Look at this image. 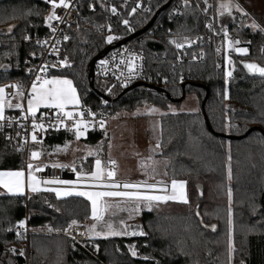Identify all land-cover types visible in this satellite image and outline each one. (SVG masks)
I'll return each mask as SVG.
<instances>
[{
  "label": "trees",
  "instance_id": "trees-1",
  "mask_svg": "<svg viewBox=\"0 0 264 264\" xmlns=\"http://www.w3.org/2000/svg\"><path fill=\"white\" fill-rule=\"evenodd\" d=\"M107 1L109 3H105ZM169 1L81 0L77 19L67 29L69 39L59 56L61 60L66 58L69 66L53 71L51 77L73 81L81 108H102L107 101L99 93L111 101L112 87L98 73L94 87L90 86V62L108 46L146 27ZM220 2L208 0L212 7H207L204 0H188L187 6L185 0H174L147 33L125 44L145 53L148 74L153 78L145 84L162 88L166 93L137 87L119 98L122 90L109 108L113 115L134 112L146 104L167 111L187 96L198 97V112L166 114L161 118L160 150L161 156L169 161L167 177L187 182L189 203H157L150 211L143 212L146 238L115 236L77 245L69 238L43 232L64 230L73 220L83 224L91 219V202L87 198L75 195L57 198L55 193L40 191L33 193L26 203L22 196L0 194V264H26L11 251L26 242L29 264H264V123L260 122L264 119V78H251L241 67L244 62L264 67V33L249 27L248 17L240 12H236L235 19H227V25L220 24L217 11ZM138 3L141 5L137 9ZM112 7L116 8V14L111 12ZM132 9L136 11L133 13ZM175 10L178 15H173ZM29 11L33 15L26 16ZM48 11L49 6L43 0L0 3V86L29 81L24 65L33 53L38 56L41 52L35 38L47 34ZM242 17L243 20L238 21ZM125 19L129 21L127 26L122 23ZM256 19V23L264 27V16ZM209 23L214 26L211 30ZM9 28L11 33L7 32ZM213 29L236 36L240 44L249 49V55L227 52V39L215 35ZM108 35L118 38L108 43ZM25 36L30 39L25 40ZM173 37L185 43L184 50L190 40L196 42L186 49L187 57L177 53L170 43ZM229 55L236 69L225 98ZM207 91L209 96L203 111ZM167 95L177 102H172ZM205 114L213 132L207 128ZM229 123L232 127L226 128ZM253 127L263 132H255L243 140L221 136L241 137ZM86 134L85 141L91 145L107 137L101 132ZM75 139V133L49 132L41 143L45 151H50ZM93 165L94 158L78 160L74 169L77 174H89ZM229 167L231 179L228 178ZM24 169V156L0 136V171ZM198 185L204 189L202 200ZM199 204L203 222L212 225V229L201 224L196 214ZM20 221H27L30 231L34 232L28 238L22 229L19 231L23 238L16 236V225ZM8 228L13 231H6ZM232 229L236 245L233 259L229 249ZM132 244L136 245L139 258L130 256L128 248Z\"/></svg>",
  "mask_w": 264,
  "mask_h": 264
},
{
  "label": "snow or ice",
  "instance_id": "snow-or-ice-1",
  "mask_svg": "<svg viewBox=\"0 0 264 264\" xmlns=\"http://www.w3.org/2000/svg\"><path fill=\"white\" fill-rule=\"evenodd\" d=\"M188 0H185V6H187ZM44 3L50 5L51 11L49 14L45 17L46 25L47 27L51 28L53 32H55V28L53 27V21H59L61 23L64 22L63 18L59 16L56 12V9L63 8V9H71L72 4L71 0H44ZM204 3L207 7H212V5L208 4V0H204ZM103 7V5H101ZM233 9L235 11L242 13L244 16H247L248 13L244 11V9L241 7L239 3H235L234 0H221L218 6V13L220 16H224L225 13H227L229 16H231ZM95 8L93 7V11ZM136 9H132V12L134 13ZM111 12L113 14L117 13V10L115 7L111 8ZM39 14V13H36ZM26 16L33 15L32 11H29L25 14ZM235 19V17H232ZM122 23L127 26L129 24V21L127 19L123 20ZM209 29L211 30L212 24L209 23L207 25ZM252 29H259L260 32L264 33V27H261L258 23H256L255 20H253L252 24L249 25ZM223 30V29H222ZM12 29H7L8 33H11ZM108 31L111 32V26H108ZM225 37L228 36L227 31H224ZM118 37L113 35L107 36V42L112 43L113 40L117 39ZM24 39H30V37L25 36ZM68 36H64V40H68ZM186 39V38H185ZM39 43V41H38ZM44 43H47L45 41ZM59 43V41H57ZM170 43L174 44L176 48L182 49L185 47V43H179L176 40L170 41ZM233 41L229 40V45ZM234 43L239 44L240 41L237 40ZM188 46H191L190 43H188ZM53 51H57V49L53 48ZM219 51V50H218ZM239 53H247V48H238L236 49ZM35 55L34 53L32 54ZM58 63L61 66H69L67 59L65 58L62 61H58ZM102 64H107V61H101ZM231 63V61H229ZM55 66V65H53ZM3 67L7 68V65H4ZM245 67L253 73H258L261 77H264V67H258L254 63H248L245 64ZM49 65L44 64L40 66L37 69L38 73H43L44 75L37 74L35 76L34 81L31 84V89L27 97H25V94L23 91L19 90L18 85H8L7 87L15 88L16 91L13 94H10L12 96V99H17L18 102L16 104L12 103L11 99H6V90L5 87H0V121H3L5 119V108H15L19 109L22 112L26 111L28 114L32 117V124L31 127L33 129V134L31 135V140L36 143H40L41 141H38L37 136L35 135L36 129L45 130V125L43 123L37 124L36 123V114L40 108L45 109H52L55 110L54 115L56 117V123L62 124L65 120H73L74 116H79V120H73L74 127H75V136L77 139H79L81 136L84 135V131H86L88 124L85 123L83 117L85 116V111H79V112H73V111H66V109L69 106H72L73 108H79L81 106V100L78 95L76 87L73 85L72 80L67 78H58V77H52L47 78V71H48ZM128 72L133 73L135 71L134 65L131 61L127 64ZM32 70L29 69V72ZM228 76H231L232 73L228 72ZM227 98V96L225 97ZM27 99V107L25 109L24 104L22 101ZM157 109H151L149 114L152 112H156ZM88 115L93 116L94 114L88 111ZM25 119L28 117L25 116ZM261 123H264V119L260 121ZM100 127H104V121L101 120ZM55 125L50 124L49 127H54ZM23 127V125H21ZM232 125L229 123L226 125V128H231ZM3 128V125L0 124V129ZM11 139V137H9ZM67 147V145L65 146ZM157 148L160 147V144L158 143L156 145ZM40 153L33 151L31 153L32 159H37L39 157ZM229 161L231 160V157H228ZM111 164H115V161H110ZM144 166L143 163L141 165ZM60 167H64L63 165H60ZM34 166L29 163L27 165V187L30 188L32 192H40V191H51L55 192V195L57 198H60L62 196H79V197H85L91 202V219L95 221L96 223L88 229V232L92 238L94 237H101L107 238L108 236H122L126 235V231H117L114 229L113 225L111 223L104 222V213L112 207H119V205H113L107 201L106 198H120L121 200L125 201H134L137 204V208L141 204H144L148 207L149 211L152 209L153 202L156 203H167L168 201H175V202H181L184 204H188L189 201L187 199V195L185 192V186L186 181H177L173 179L171 181V186L169 189V186L165 184L162 181H158L156 184H149L146 181L139 182V183H120L116 182L113 177L115 176V172L112 170L107 171L105 178V172L101 168V161L99 159H96L95 161V171L92 173H84V174H78L76 178V183H80L82 180L89 186L95 189L100 190H93V191H60L54 188H40V181L37 180L36 176L33 174ZM35 171H41L42 169L40 166H35ZM75 171V169H73ZM228 178L231 179V168L228 169ZM45 184H72L73 181L68 180H45L43 181ZM0 187H3L7 189L9 193L13 194H20L22 195L24 193L25 187H26V173L24 170H17V171H0ZM145 190H156L161 193L165 194H159V195H153V194H147V192H142L140 189ZM119 189H135L136 191H121ZM170 194H167L169 193ZM229 198H231V190H229ZM230 211V210H229ZM198 215V213H197ZM104 222L103 226L107 229L106 232L97 231V225ZM77 221L73 220L72 225H75ZM71 227V226H70ZM17 231L16 236L17 238H23L21 231L19 229H25L26 230V223L25 221H20L16 225ZM6 231H13L12 228L6 229ZM83 235V233H81ZM131 235H144L142 231H133ZM230 250H234L230 247ZM11 251L15 254L16 250L11 249ZM130 251L132 256H136L137 253L134 250V247H130ZM19 255L23 256L24 252L20 251ZM145 259H148L145 257Z\"/></svg>",
  "mask_w": 264,
  "mask_h": 264
},
{
  "label": "rangeland",
  "instance_id": "rangeland-1",
  "mask_svg": "<svg viewBox=\"0 0 264 264\" xmlns=\"http://www.w3.org/2000/svg\"><path fill=\"white\" fill-rule=\"evenodd\" d=\"M44 1V0H43ZM109 3V1L105 2ZM112 5V4H111ZM141 3L136 5L138 9ZM245 6V11L248 16L256 18V16H264V0H247L243 3ZM234 10L232 14H234ZM225 19L224 21H226ZM255 20V19H254ZM257 22V19H256ZM26 40V39H25ZM238 39H236L237 41ZM1 45V42H0ZM227 52L234 53L238 56H248L249 49L243 45L239 44H226ZM238 48H247V53H239L236 51ZM231 61V63H229ZM227 71L225 76V81L227 89L225 91L226 96L228 95V86L230 80L233 78V73L236 69V64L230 57L226 60ZM231 72L232 75L228 76L227 73ZM151 109H157L156 112L149 114ZM200 110V104L198 97L195 95L187 96V98L180 104H174L169 107L167 111L160 108L154 107L151 104H146L145 106L135 110L134 112L122 111L114 113L112 119L110 120L109 133L108 136L99 141L96 145H91L85 140L87 139V134L84 133L82 139H75L71 141H66L63 145H58L52 148L50 151H45V148L41 144H34L32 146V152H39L40 155L37 159H32L31 161H50V162H64L67 164H74L79 158H84V160L89 158H94L93 171H95V161L99 159L101 161V168L105 172V178L107 179L106 173L108 171L110 161H115L116 171L114 180L118 178L120 180H126L128 182H143L147 183H157L162 181L171 186V179L167 177V167L169 161L161 156L160 147L157 148L156 145L161 142V118L166 114H179V113H193ZM79 111V109H75ZM67 145V147H65ZM37 147H41L40 150ZM31 152V153H32ZM45 154V157H44ZM143 163V167L141 166ZM74 168V166H73ZM91 172V173H92ZM84 174V173H78ZM90 174V173H89ZM131 182V183H132ZM79 184H86L83 180ZM28 197L30 198L33 194L27 190ZM185 192L187 195V190L185 186ZM3 190L0 189V194H4ZM24 197V194L22 195ZM66 197V196H62ZM28 198V199H29ZM25 199V198H24ZM107 201L113 205H119V207L109 208L104 213V222L111 223L117 231H126V235L118 236L124 238H146L148 237L147 232L144 230V225L142 222V214L145 211H149L148 207L141 204L137 208V204L134 201H125L120 198H106ZM188 199V196H187ZM26 202V199H25ZM27 203V202H26ZM157 204L156 202H153ZM160 204V203H159ZM232 205V203H230ZM152 206V207H153ZM104 222L97 225V231L106 232L107 229L103 226ZM27 223V221L25 222ZM96 222L89 219L87 222L83 223L87 230L91 228ZM232 223V217H231ZM76 224H80L77 222ZM72 225V224H71ZM133 231H142L144 235H131ZM44 234L46 232H43ZM89 240H99V239H109L115 236H108L107 238L94 237L92 238L88 232ZM130 247H134L137 255L132 256ZM230 247L234 250H230V256L233 259L236 252V245L233 239V229L231 230V239L229 242ZM128 252L132 258H139V251L135 244H132L128 248ZM244 264V263H242Z\"/></svg>",
  "mask_w": 264,
  "mask_h": 264
},
{
  "label": "built area",
  "instance_id": "built-area-1",
  "mask_svg": "<svg viewBox=\"0 0 264 264\" xmlns=\"http://www.w3.org/2000/svg\"><path fill=\"white\" fill-rule=\"evenodd\" d=\"M81 0H71L72 8L71 9H63L58 8L56 9V12L59 16H61L64 20L63 23L59 21H53V27L56 29L55 32L52 31L51 28L47 27L46 21L45 25L48 29V34L45 36H37L35 38V41L38 43L41 47V52L38 56H32L31 59L27 60L24 69L27 71L29 81L27 84H7L5 86L6 95L7 98H12L10 94L15 93L16 89L12 87H7L8 85H19L20 91H23L25 94V97L28 96L31 84L35 79V76L37 74L44 75L43 73H38L37 69L47 64L49 65L48 71H47V78H49L53 71H57L62 69L64 66H61L58 61H62L59 58V54L61 49L64 46V43L66 40H64V36H67V29L76 21L78 12L77 8L79 7V2ZM84 1H91V0H84ZM106 1V0H105ZM50 6V5H49ZM51 11V8L49 12ZM177 12H175L173 15H176ZM49 14V13H48ZM47 14V15H48ZM214 26L212 25V28ZM158 29V28H157ZM215 32V35H224V31H221L218 33L217 29H213ZM228 36L231 40H234V37H230L229 31H227ZM175 40V38L173 39ZM47 41V43H44ZM59 41V43H57ZM196 42L191 41V46L194 45ZM175 47L177 53L180 55L183 53L184 57H187V47L185 50L178 49ZM53 48L57 49V51H53ZM196 61H200L199 57H194ZM181 60V59H180ZM102 61H107V64H102L100 62L98 66V72L99 76L107 81H109L112 84V92L111 96L112 99L116 97L118 92L121 89L130 87L131 85L138 83V82H144V81H152L153 78L148 74L147 69V60L145 53L143 51H140L136 48H134L132 45H125L120 48H117L113 52H111L108 56H106ZM131 61L134 65L135 71L133 73L128 72L127 64ZM55 65V66H53ZM29 69L32 71L29 72ZM164 82V81H163ZM26 100V99H25ZM109 104H107L104 109L102 110H91V109H80L79 111H85V116L83 117L85 123L88 124V127L86 129L87 132L89 130L93 131H105L107 132L108 126L110 123V120L112 118V113L110 110H108ZM107 109V110H106ZM90 110L91 113L94 114L93 116L88 115V111ZM75 111V112H79ZM55 110L52 109H43L39 110L36 114V123L40 124L43 123L45 125V130L36 129L35 135L37 136L38 141L43 142L45 136L49 132H67V133H75V127L73 120H79V116H74L73 120H67L65 118L64 122L62 124L56 123V117L54 115ZM27 116L28 118L25 119L24 117ZM104 121V127H100V121ZM0 124L3 125V128L0 129V136H4L7 140L8 144L15 148L18 152H20L25 159V173L27 175V165L31 163L34 166H40L42 169L41 171H35L33 169V173L36 176L37 180H39L40 188H54L60 191H93V190H100L95 189L89 186H81L77 184H45L43 181L45 180H66L65 177L70 175L72 173V169L62 163H56V162H46V161H31V152H32V146L36 143L31 140V135L33 134V129L31 127L32 124V117L30 114H28L26 111H23L20 114H11L7 115L3 121H0ZM55 125L54 127H49V125ZM23 125V127H21ZM11 137V139H9ZM40 142V143H41ZM60 165H63L64 167H60ZM112 170L115 172L116 167L114 165H110L108 168V171ZM69 181V180H68ZM121 191H136L135 189H119ZM142 192H147V194H153V195H159V194H165L161 193L156 190H145L140 189ZM170 194V191L169 193ZM26 202L28 201V194L25 195ZM22 232H24L26 238L34 232H31L29 228L26 226V230L22 229ZM83 233V235H81ZM58 236H64L72 239L77 244H82L83 242L88 240V231L84 225L81 224H75L71 225V227H67L65 230H56L55 233H53ZM16 250L14 255H19L20 251L24 252V255L22 257L27 263L29 264V248H28V242H26L24 245L20 247L13 248Z\"/></svg>",
  "mask_w": 264,
  "mask_h": 264
},
{
  "label": "water",
  "instance_id": "water-1",
  "mask_svg": "<svg viewBox=\"0 0 264 264\" xmlns=\"http://www.w3.org/2000/svg\"><path fill=\"white\" fill-rule=\"evenodd\" d=\"M6 0H0V3L4 2ZM173 0H170L165 6H163L156 14L155 16L153 17V19L151 20V22L146 26L144 27L143 29H141L140 31L134 33L133 35H131L130 37L116 43L115 45H110L108 46L107 48H105L100 54H98L96 57H94L92 59V61L90 62V69H89V80H90V86L91 87H94V83H95V79H96V65L99 61H101L106 55H108L113 49H115L116 47H120L122 45H125L131 41H133L134 39L144 35L146 32L149 31V29L155 24L156 20L158 19V17L160 16V14L164 11H166L170 5L172 4ZM250 62H244L241 64V67L244 69L245 73L251 77V78H264V77H261L258 73H253V72H250L246 67H245V64H248ZM255 64V63H254ZM258 67H261L259 66L258 64H256ZM147 87L148 89L150 90H153V91H156V92H159V93H166L164 89L162 88H158V87H155V86H151V85H147L145 83H139V84H136V85H133L132 87H130L129 89H126L125 91H123L119 98L123 97L124 95H126L131 89L133 88H137V87ZM99 95H101L103 97V99L105 101H110L109 98H107L105 95H103L102 93H99ZM169 97V99L172 101V102H177V100H174L170 97V95H167ZM208 96H209V92L207 91V95H206V98L202 104V109L203 111L205 110V106H206V103H207V100H208ZM183 99V98H182ZM181 99V100H182ZM205 121H206V125H207V128L210 132H213V129L210 125V122L205 114ZM255 132H259V133H262L263 130L259 127H253L251 128L249 131H247V133H245L243 136L241 137H235V136H231V135H221L223 136L224 138L228 139V140H243L245 138H247L248 136H250L251 134L255 133ZM74 176H72L73 178ZM197 189H198V193H199V197L200 199L202 200L204 198V189H203V186L202 185H198L197 186ZM263 200H264V195H263ZM200 204L197 205V208H196V214L198 213V218L200 219V222L201 224L203 225L204 228L206 229H212L213 226L212 225H205V223L203 222L202 220V217L199 213V210H200Z\"/></svg>",
  "mask_w": 264,
  "mask_h": 264
},
{
  "label": "bare ground",
  "instance_id": "bare-ground-1",
  "mask_svg": "<svg viewBox=\"0 0 264 264\" xmlns=\"http://www.w3.org/2000/svg\"><path fill=\"white\" fill-rule=\"evenodd\" d=\"M173 1H174V0H173ZM48 6H49V5H48ZM77 9H78V8H77ZM49 10H50V6H49ZM77 12H78V10H77ZM175 12H177L176 15L179 14L178 10H175V11L173 12V14H174ZM48 13H49V11H48ZM48 13H47V14H48ZM46 16H47V15H46ZM77 16H78V15H77ZM76 19H77V18H76ZM156 21H157V20H156ZM155 23H156V22H155ZM153 26H154V25H153ZM153 26H152V27H153ZM45 27H46V25H45ZM152 27H151V28H152ZM46 28H47V27H46ZM151 28H150V29H151ZM150 29H149V30H150ZM146 33H147V32H146ZM47 34H48V29H47ZM47 34H46V35H47ZM44 36H45V35H44ZM224 37H225V36H224ZM230 37H234V40H231L229 37H225V38L228 39V40H231V41H233V42L236 41V39H237L236 36H231V35H230ZM174 38H175V40L177 41L176 37H173V38L171 39V41H172ZM191 41H194V40H190L189 43H190ZM35 42H36V41H35ZM36 43H37V42H36ZM129 43H130V42H129ZM37 44H38V43H37ZM64 44H65V43H64ZM127 44H128V43H127ZM171 44H172V43H171ZM38 45H39V44H38ZM172 45H173V44H172ZM39 46H40V45H39ZM122 46H125V45H122ZM122 46H120V47H122ZM187 46H188V45H187ZM192 46H193V45H192ZM120 47H116V49H117V48H120ZM173 47H174V46H173ZM174 48H175V47H174ZM187 48H188V47H187ZM187 48H186V49H187ZM116 49H113L111 52H113V51L116 50ZM60 52H61V51H60ZM111 52H110V53H111ZM110 53H109V54H110ZM109 54H108V55H109ZM108 55H106V56H108ZM59 56H60V54H59ZM106 56H105V57H106ZM200 56H202V55H200ZM105 57H104V58H105ZM194 57H195V56H194ZM196 57H198V56H196ZM104 58H103V59H104ZM103 59H102V60H103ZM194 59H195V58H194ZM60 60H61V59H60ZM102 60H101V61H102ZM101 61H99V62L97 63V65H96V73H98V75H99V72H98V66H99V64H100ZM49 78H51V76H50ZM100 78H101V77H100ZM102 79H103V78H102ZM28 80H29V78H28ZM104 80H105V79H104ZM106 81H107V80H106ZM108 82H109V81H108ZM146 82H151V81L138 82V83H135V84H133V85H136V84H139V83H146ZM27 83H28V82H27ZM27 83H26V84H27ZM109 83H110V82H109ZM13 84H17V83H13ZM24 85H25V84H24ZM110 85H111V87H112V84H111V83H110ZM133 85H131L130 87H132ZM18 86H19V85H18ZM130 87H127V88L129 89ZM143 87H145V86H143ZM127 88L121 89L120 91H122V90L125 91V89H127ZM146 88H147V87H146ZM133 89H134V88H133ZM19 90H20V89H19ZM120 91H119V92H120ZM152 91H153V90H152ZM119 92H118V94H119ZM118 94H117V95H118ZM117 95H116V97H117ZM6 97H7V95H6ZM116 97H115V98H116ZM110 98H111V101H110V102H108V101L105 102V103L102 105V108H100V109H98V110H102V109H104V107H105L107 104H109V106H108V110H110L109 108L112 106V103H113V101H114V98L112 99V96H110ZM8 99H10V98H8ZM24 101H25V103H26L27 99L24 100ZM25 109H26V106H25ZM80 109H82V108H79V110H80ZM106 110H107V109H106ZM110 111H111V110H110ZM74 112H75V111H74ZM111 113H112V117H113V112L111 111ZM9 115H10V114H9ZM111 119H112V118H111ZM110 124H111V123H109V125H110ZM90 131H91V132H101V133H104L106 136H108V133H109V126H108V130H107V132H105V131H93V130H89V131L84 132V133H88V132H90ZM3 137H4V136H3ZM4 138H5V137H4ZM36 144H37V143H36ZM39 161H43V160H39ZM46 162H50V161H46ZM56 163L66 164V165H68V166L72 169V173H71L70 175H68V176L65 177L66 180L73 181V183H74V184H77V185L88 186L87 184H79V183H76V178H77V175H78V174H77L76 171H73L74 168H73L71 165H69V164H67V163H64V162H56ZM111 165H113V164H111ZM109 166H110V165H109ZM114 166H115V165H114ZM115 167H116V166H115ZM108 168H109V167H108ZM24 171H25V169H24ZM115 171H116V170H115ZM33 174H34V173H33ZM26 176H27V175H26ZM72 176H74V177L72 178ZM116 182H119V181H116ZM120 183H129V182H127V181L124 182V181H123V182H120ZM142 189H143V188H142ZM169 189H170V187H169ZM47 192H51V191H47ZM52 193H55V192H52ZM26 194H28V193L26 192V193L24 194V198H25V195H26ZM28 198H29V197H28ZM25 199H26V198H25ZM28 200H29V199H28ZM81 225H83V224H81ZM26 226L28 227V224H27V223H26ZM70 226H71V225H70ZM84 226H85V225H84ZM68 227H69V226H68ZM85 227H86V226H85ZM28 228H29V227H28ZM65 229H66V228H65ZM65 229H64V230H65ZM86 229H87V228H86ZM29 230H30V229H29ZM60 230H62V229H60ZM87 231H88V230H87ZM53 233H55V231H54V232H46L45 234L55 235V234H53ZM55 236H58V235H55ZM61 237H64V236H61ZM88 237H89V235H88ZM66 238H68V237H66ZM69 239H70V238H69ZM70 240H72V239H70ZM72 241H73V240H72ZM87 241H89V238H88ZM87 241L83 242L82 244H77V243H75L74 241H73V242H74L75 244H77V245H83V244L86 243Z\"/></svg>",
  "mask_w": 264,
  "mask_h": 264
},
{
  "label": "crops",
  "instance_id": "crops-1",
  "mask_svg": "<svg viewBox=\"0 0 264 264\" xmlns=\"http://www.w3.org/2000/svg\"><path fill=\"white\" fill-rule=\"evenodd\" d=\"M247 0H234V2L235 3H239L240 5H241V7L244 9V11L246 10L245 9V6H243V3L244 2H246ZM236 12L237 11H235L234 10V14H231V16H229L227 13H225V15L224 16H220L219 15V18H220V20L221 21H219L220 22V24H224V25H227V23L229 22V21H224L225 19H228V20H230V19H233L232 17H235V14H236ZM246 12V11H245ZM242 14V13H241ZM243 15V14H242ZM243 17H244V15H243ZM243 17L242 18H240L238 21H242L243 20ZM247 17H248V26L249 25H251L252 24V22H251V24H249L250 22L249 21H253L254 19H255V21H256V18H254L253 19V17H249L248 15H247ZM257 17V16H256ZM258 21V20H257ZM226 29V28H225ZM259 30V29H258ZM227 41V44L229 45V40L227 39L226 40ZM235 42V41H234ZM232 43L233 45H235L236 43ZM52 78V77H51ZM58 78H66V77H58ZM67 79H69V78H67ZM71 80V79H70ZM73 82V81H72ZM73 85H74V83H73ZM75 86V85H74ZM0 87H5V86H0ZM78 92V91H77ZM78 95H79V93H78ZM80 97V96H79ZM6 99H8L7 97H6ZM11 100H12V103L13 104H16L17 102H18V98L17 99H12V98H10ZM81 100V99H80ZM22 103L24 104V107L26 106L27 107V101H26V103H25V101H22ZM81 105H82V102H81ZM79 108H81V106L79 107ZM79 108H73L72 106H69L67 109H66V111H75V109H79ZM43 109H45V108H40L39 110H43ZM38 110V111H39ZM10 113H13V114H20V113H22V111L21 110H19V109H15V108H5V117L8 115V114H10ZM82 138H84V137H80V139H82ZM80 160H84V158H79ZM72 167L74 166V164H70ZM117 167V166H116ZM115 181H119V182H126V180H120L119 178L117 179V180H115ZM128 182V181H127ZM132 182V181H131ZM131 182H129V183H131ZM132 183H135V182H132ZM149 184H156V183H149ZM0 189L1 190H3L4 192H6L5 194H9V195H14V196H22L23 194H25L26 193V191L28 190L29 192H30V188L29 187H27V176H26V187H25V190H24V193L22 194V195H20V194H13V193H9L8 191H7V189H5V188H3V187H0ZM32 193H36V192H32Z\"/></svg>",
  "mask_w": 264,
  "mask_h": 264
}]
</instances>
